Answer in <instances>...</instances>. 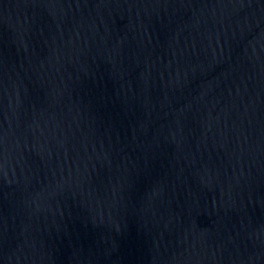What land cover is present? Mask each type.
I'll return each mask as SVG.
<instances>
[{
	"label": "water",
	"instance_id": "water-1",
	"mask_svg": "<svg viewBox=\"0 0 264 264\" xmlns=\"http://www.w3.org/2000/svg\"><path fill=\"white\" fill-rule=\"evenodd\" d=\"M0 264H264V0H0Z\"/></svg>",
	"mask_w": 264,
	"mask_h": 264
}]
</instances>
